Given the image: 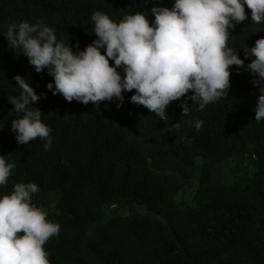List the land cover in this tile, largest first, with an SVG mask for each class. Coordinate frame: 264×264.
Instances as JSON below:
<instances>
[{
	"label": "trees",
	"instance_id": "16d2710c",
	"mask_svg": "<svg viewBox=\"0 0 264 264\" xmlns=\"http://www.w3.org/2000/svg\"><path fill=\"white\" fill-rule=\"evenodd\" d=\"M173 3L0 0V155L16 164L0 195L16 183L38 185L33 204L60 225V234L43 246L50 264H264V120H255L259 92L245 68L231 66L229 95L202 111L188 101V116L174 101L163 121L130 102L135 90L123 93L119 108L115 100L97 106L53 95L47 70L37 73L2 35L11 23L39 20L58 41L83 50L96 38L93 12L119 20ZM246 12L228 40L241 59L245 44L251 48L264 37V24ZM16 75L40 95L33 106L51 129L48 150L40 138L18 144L11 131L19 118L8 100L20 92ZM250 157L257 162L253 176L223 185V167ZM187 188H194L192 205L175 199ZM136 251L147 253L129 260Z\"/></svg>",
	"mask_w": 264,
	"mask_h": 264
},
{
	"label": "clouds",
	"instance_id": "9594fccd",
	"mask_svg": "<svg viewBox=\"0 0 264 264\" xmlns=\"http://www.w3.org/2000/svg\"><path fill=\"white\" fill-rule=\"evenodd\" d=\"M246 7L253 23L264 24V0H174L171 8L153 6L150 15L128 12L119 20L93 12L96 38L83 50L58 41L54 29L39 20L11 23L2 35L37 73L47 70L53 78L47 88L53 95L97 106L115 100L119 108L125 101L123 93L135 90L130 102L163 121L174 101H180L183 116H188L193 111L188 101L202 111L229 95L231 66L237 71L245 68L259 92L254 112L260 122L264 120V37L251 48L245 44L244 59L228 45L231 30L248 18ZM13 79L20 92L8 98L19 117L11 121V131L18 144L40 138L47 141L43 147L48 150L51 129L33 106L40 95L26 78ZM194 127L199 130L202 121H195ZM15 167V162L0 155V186L7 184ZM38 190L35 182L16 183L10 194L0 195V264H50L43 246L60 234V225L33 204L32 194Z\"/></svg>",
	"mask_w": 264,
	"mask_h": 264
},
{
	"label": "rangeland",
	"instance_id": "374dc122",
	"mask_svg": "<svg viewBox=\"0 0 264 264\" xmlns=\"http://www.w3.org/2000/svg\"><path fill=\"white\" fill-rule=\"evenodd\" d=\"M256 169H257V162L254 157L246 158L241 163L226 165L222 169V184L231 185L242 178L244 179L251 178L253 174L256 172ZM193 193H194V188H187L185 191L180 192L175 199L177 202L183 201L188 205H192ZM138 211H141L144 214L147 213L146 210H138ZM146 253H147L146 251H136L130 254L128 259L132 260Z\"/></svg>",
	"mask_w": 264,
	"mask_h": 264
}]
</instances>
